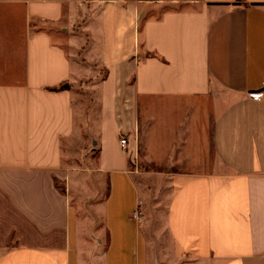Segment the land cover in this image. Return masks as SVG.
I'll use <instances>...</instances> for the list:
<instances>
[{"label": "crops", "instance_id": "0c3cea01", "mask_svg": "<svg viewBox=\"0 0 264 264\" xmlns=\"http://www.w3.org/2000/svg\"><path fill=\"white\" fill-rule=\"evenodd\" d=\"M177 1L0 0V264H264V0Z\"/></svg>", "mask_w": 264, "mask_h": 264}, {"label": "built area", "instance_id": "2783aa9c", "mask_svg": "<svg viewBox=\"0 0 264 264\" xmlns=\"http://www.w3.org/2000/svg\"><path fill=\"white\" fill-rule=\"evenodd\" d=\"M247 97H248V99H250L252 101L264 103V87L258 91L248 93ZM119 144H120V147L123 151H125L127 153L129 152V150H128L129 143H128V140L126 138H120ZM131 163L135 166V159L131 160ZM140 216H141V213L139 210L135 211L132 214V218L134 220H139Z\"/></svg>", "mask_w": 264, "mask_h": 264}, {"label": "rangeland", "instance_id": "374dc122", "mask_svg": "<svg viewBox=\"0 0 264 264\" xmlns=\"http://www.w3.org/2000/svg\"><path fill=\"white\" fill-rule=\"evenodd\" d=\"M187 0H178L176 3H165L163 5H161L160 7L149 11L147 13V17L149 18H156L158 16H160L163 12L165 11H170V10H180V9H185L187 7V5H185V2ZM148 8H150V6H148ZM149 10V9H148ZM144 15H142V19H144ZM57 37V35H55ZM59 40L61 38H58Z\"/></svg>", "mask_w": 264, "mask_h": 264}, {"label": "trees", "instance_id": "16d2710c", "mask_svg": "<svg viewBox=\"0 0 264 264\" xmlns=\"http://www.w3.org/2000/svg\"><path fill=\"white\" fill-rule=\"evenodd\" d=\"M68 87L66 85H61L59 86L58 88L56 89H53V91H59V90H64V89H67Z\"/></svg>", "mask_w": 264, "mask_h": 264}]
</instances>
